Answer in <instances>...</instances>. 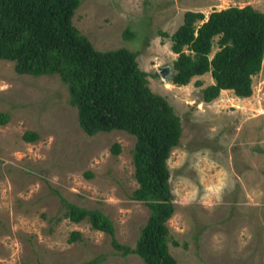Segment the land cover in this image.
<instances>
[{
	"label": "rangeland",
	"instance_id": "374dc122",
	"mask_svg": "<svg viewBox=\"0 0 264 264\" xmlns=\"http://www.w3.org/2000/svg\"><path fill=\"white\" fill-rule=\"evenodd\" d=\"M245 3L264 11V0H79L71 16L95 48L133 50L149 88L179 116L181 135L166 159L174 204L167 247L177 264H264V51L244 97L223 88L204 101L209 71L179 85L156 69L176 55L169 34L184 10L206 18ZM68 97L56 73H18L0 59V111L7 115L0 124V264H79L94 256L93 264H144L134 252L115 250L85 219L62 215L60 195L97 207L115 237L133 246L148 213L130 196L134 136L116 128L87 134ZM27 129L37 138L23 139ZM72 229L81 237L68 241Z\"/></svg>",
	"mask_w": 264,
	"mask_h": 264
},
{
	"label": "trees",
	"instance_id": "16d2710c",
	"mask_svg": "<svg viewBox=\"0 0 264 264\" xmlns=\"http://www.w3.org/2000/svg\"><path fill=\"white\" fill-rule=\"evenodd\" d=\"M79 0H0V59L13 62L18 73H56L65 83L77 121L87 134L121 129L134 136L132 175L136 186L131 198L148 208L133 246L115 237L112 220L97 207H86L59 197L62 215L73 222L85 219L91 228L110 237L122 254L136 253L144 264H177L167 247L166 219L174 204L168 184L166 159L181 135L179 116L166 98L148 86V72L125 47L97 49L72 23ZM186 9L169 34L173 58L169 79L186 84L194 75L209 71L213 81L201 88L209 101L220 89L240 97L251 93V76L261 67L264 51V11L245 3L208 12ZM199 21V22H198ZM217 49L209 56L213 37ZM156 74V73H154ZM195 84H201L195 79ZM7 115L0 111V124ZM22 138H37L25 130ZM112 152L119 151L113 142ZM81 237L69 231L68 241ZM97 257L79 264H93Z\"/></svg>",
	"mask_w": 264,
	"mask_h": 264
},
{
	"label": "water",
	"instance_id": "95a60500",
	"mask_svg": "<svg viewBox=\"0 0 264 264\" xmlns=\"http://www.w3.org/2000/svg\"><path fill=\"white\" fill-rule=\"evenodd\" d=\"M157 73L162 77V79L167 80L169 78V66H157Z\"/></svg>",
	"mask_w": 264,
	"mask_h": 264
}]
</instances>
